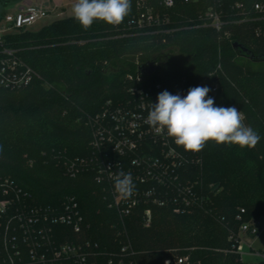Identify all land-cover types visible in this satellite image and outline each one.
Returning <instances> with one entry per match:
<instances>
[{
	"label": "trees",
	"instance_id": "trees-1",
	"mask_svg": "<svg viewBox=\"0 0 264 264\" xmlns=\"http://www.w3.org/2000/svg\"><path fill=\"white\" fill-rule=\"evenodd\" d=\"M22 1L0 0V20ZM142 1L169 16L176 31L151 33L131 27ZM210 4L212 0H176L168 8L161 0H132L129 15L115 27L96 22L84 30L67 17L5 36L0 58L2 45L16 49L40 77L25 88L0 87V176L14 179L38 205L59 207L67 196L76 197L85 226L80 232L57 226L63 234L59 241L91 240L102 251L121 252L128 238L134 253H125V264H177L182 256L189 257V264H248L233 245L243 223L264 217V38L255 35L256 22L228 25V38L212 27L193 26ZM219 64L222 70L209 75ZM141 66L151 67L152 72L143 75L164 83L169 91L181 90L184 79L192 85L210 76L220 84L208 94L215 104L235 106L262 139L251 149L207 142L202 165L190 173L199 180L195 189L203 201L180 214L167 206L140 205L125 220L124 234L123 221L104 201L95 176L69 177L60 159L90 153L86 117L101 111L109 99L125 95L127 74ZM211 178L217 180L213 191L225 179L244 195L225 189L207 199L201 186H208ZM148 207L152 221L145 225ZM252 264H264V259Z\"/></svg>",
	"mask_w": 264,
	"mask_h": 264
},
{
	"label": "built area",
	"instance_id": "built-area-1",
	"mask_svg": "<svg viewBox=\"0 0 264 264\" xmlns=\"http://www.w3.org/2000/svg\"><path fill=\"white\" fill-rule=\"evenodd\" d=\"M248 1L212 0L192 25L212 27L221 37L228 38L231 34L228 25L256 22L254 33L264 38V0H254L251 6L247 5ZM161 4L172 8L176 0H161ZM139 8L137 16L130 21L131 27L151 33L176 31L177 27L170 26L169 16L156 12L144 1L139 3ZM49 17V10L41 4L24 3L9 11L0 20V44L6 35L31 29ZM1 54L0 87L21 89L40 77L16 49L2 45ZM219 70H222L221 64L209 75ZM143 74L139 69L136 73H128L125 95L109 99L101 111L86 117L91 128L90 153L60 159L64 173L69 177L84 173L95 176L104 201L123 221L120 232L124 234H127L125 220L140 205L167 206L180 214L191 211L203 201V196L195 189L199 180L190 174L192 168L202 165V150L185 151L165 133H158L146 124L151 103L155 104L158 94L164 90L183 97L192 87L208 86L212 92L220 87L218 81H211L210 76H206L192 85L184 79L181 90L169 91L164 83L151 81ZM120 171L130 173L135 184V192L129 198L114 190L115 176ZM244 211L242 208L241 213ZM143 220L145 225H150L152 208L144 210ZM59 225L69 226L75 232L84 228V216L75 196H67L59 207L38 205L34 196L24 191L14 179L0 176V264H125V253H134L128 238L122 243L121 252L102 251L99 244L91 240L83 243L59 241V235H63L56 228ZM260 232L259 221L241 225L239 233L245 234L246 239L243 241L237 235L233 245L241 261H244L245 244L250 246L247 254L264 259V253L256 249L253 242ZM166 263H170V259ZM177 264H189V257L178 258Z\"/></svg>",
	"mask_w": 264,
	"mask_h": 264
},
{
	"label": "clouds",
	"instance_id": "clouds-1",
	"mask_svg": "<svg viewBox=\"0 0 264 264\" xmlns=\"http://www.w3.org/2000/svg\"><path fill=\"white\" fill-rule=\"evenodd\" d=\"M131 7L132 0H74L71 14L84 30L96 22L115 27L124 22ZM210 91L208 86H196L182 97L164 90L158 94L157 102L151 103L145 123L188 152H200L209 141L254 148L262 139L260 134L245 124L244 114L235 106H217L208 95ZM114 190L122 197H131L135 192L131 174H116Z\"/></svg>",
	"mask_w": 264,
	"mask_h": 264
},
{
	"label": "rangeland",
	"instance_id": "rangeland-1",
	"mask_svg": "<svg viewBox=\"0 0 264 264\" xmlns=\"http://www.w3.org/2000/svg\"><path fill=\"white\" fill-rule=\"evenodd\" d=\"M23 2V1H22ZM22 2H19V3H22ZM19 3H17V4H19ZM12 8V6L10 7V9ZM9 9V10H10ZM54 17V16H53ZM58 19H62L59 15H57L56 16ZM50 21H51V16L49 17V18H46V19H43V20H41V21H39L38 23H36V25L34 26V28H39V27H43V26H45V25H47V24H49L50 23ZM33 27L31 28V29H34ZM35 30V29H34ZM216 181L217 180H215V179H213V178H211L210 179V181H209V183H208V186H207V184L206 185H202L201 186V191H202V193L204 194V196L207 198V199H214V196L216 197V196H220V194L221 193H225V189L228 191V193H231V194H235V193H237V192H241L242 193V195H244L243 194V190L242 189H240L239 191L236 189V188H234L233 186H232V184L231 185H229V182H228V180H225V179H221L220 181H221V186L217 189V190H212L211 189V187L216 183ZM226 187V188H225ZM234 191V192H233ZM259 226L262 228V235H261V239L262 240H264V217H262L260 220H259ZM238 236L240 237V239L241 240H243V241H245L244 239H246V235L245 234H241V233H239L238 234ZM262 243H263V241H262ZM260 244V243H259ZM254 247L256 248V249H259V247H258V245L257 244H254ZM249 250H250V246L249 245H247V244H245L244 245V252H245V254L243 255V258H244V261L246 262V263H248V264H252V263H254V262H256V261H258V260H260L261 259V257H259V256H256V255H251V254H247L248 252H249ZM259 250H261L263 253H264V246H263V248L261 249H259Z\"/></svg>",
	"mask_w": 264,
	"mask_h": 264
},
{
	"label": "crops",
	"instance_id": "crops-1",
	"mask_svg": "<svg viewBox=\"0 0 264 264\" xmlns=\"http://www.w3.org/2000/svg\"><path fill=\"white\" fill-rule=\"evenodd\" d=\"M24 3L41 4L44 7H46L49 10V14L51 16V21H50L51 23L52 21L58 19L56 17L57 15H59L61 18L72 17L71 7L74 3V0H24L22 3L13 5L9 11L16 10L18 7H20ZM41 28L42 26L37 29L36 28L34 29L38 30ZM261 235H262V228H261L260 234L253 240L254 244H257L259 249L260 248L262 249L264 246V240L261 239Z\"/></svg>",
	"mask_w": 264,
	"mask_h": 264
},
{
	"label": "water",
	"instance_id": "water-1",
	"mask_svg": "<svg viewBox=\"0 0 264 264\" xmlns=\"http://www.w3.org/2000/svg\"><path fill=\"white\" fill-rule=\"evenodd\" d=\"M236 46H238V44H235ZM139 70L141 71V72H148V73H151L152 72V68L150 67V68H145V67H140L139 68Z\"/></svg>",
	"mask_w": 264,
	"mask_h": 264
}]
</instances>
